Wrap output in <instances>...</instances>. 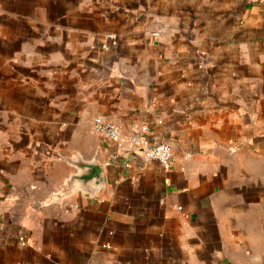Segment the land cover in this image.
Segmentation results:
<instances>
[{
    "label": "crops",
    "instance_id": "0c3cea01",
    "mask_svg": "<svg viewBox=\"0 0 264 264\" xmlns=\"http://www.w3.org/2000/svg\"><path fill=\"white\" fill-rule=\"evenodd\" d=\"M97 116L169 142L171 167ZM263 139L264 0H0V264H249L222 179ZM77 157L105 185L61 196Z\"/></svg>",
    "mask_w": 264,
    "mask_h": 264
},
{
    "label": "rangeland",
    "instance_id": "374dc122",
    "mask_svg": "<svg viewBox=\"0 0 264 264\" xmlns=\"http://www.w3.org/2000/svg\"><path fill=\"white\" fill-rule=\"evenodd\" d=\"M257 142L234 149L220 204L222 237L249 264H264V139Z\"/></svg>",
    "mask_w": 264,
    "mask_h": 264
},
{
    "label": "built area",
    "instance_id": "2783aa9c",
    "mask_svg": "<svg viewBox=\"0 0 264 264\" xmlns=\"http://www.w3.org/2000/svg\"><path fill=\"white\" fill-rule=\"evenodd\" d=\"M152 35L158 37L161 35V31H152ZM109 39L116 43L114 35L110 34ZM92 128L96 134L113 140L118 151L122 154H131L138 151L144 163L158 161L165 169L171 167L174 160L172 145L169 142L148 145L145 139V133L148 129L145 126L141 128L131 126L129 131L126 132L115 122L97 116L92 121ZM19 242L22 246L29 244L26 235H20Z\"/></svg>",
    "mask_w": 264,
    "mask_h": 264
},
{
    "label": "water",
    "instance_id": "95a60500",
    "mask_svg": "<svg viewBox=\"0 0 264 264\" xmlns=\"http://www.w3.org/2000/svg\"><path fill=\"white\" fill-rule=\"evenodd\" d=\"M71 164L75 165L79 171L70 176L66 189L60 194L65 196L70 194L75 183L90 195L99 192L105 185L106 178L102 167L95 161H86L80 157L76 159H67Z\"/></svg>",
    "mask_w": 264,
    "mask_h": 264
}]
</instances>
